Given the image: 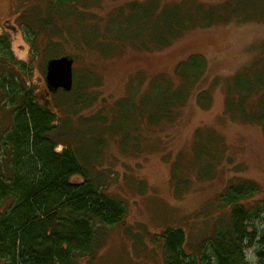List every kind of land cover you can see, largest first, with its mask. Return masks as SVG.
Segmentation results:
<instances>
[{
	"label": "rangeland",
	"instance_id": "obj_1",
	"mask_svg": "<svg viewBox=\"0 0 264 264\" xmlns=\"http://www.w3.org/2000/svg\"><path fill=\"white\" fill-rule=\"evenodd\" d=\"M227 1L80 0L65 5L54 0H0V37L4 40L0 46L7 45L10 51L6 56L0 48L1 79L15 73L19 62L27 64L30 76L25 86L33 88L43 102L47 60L62 55L75 59L73 96L86 106L75 114L63 106L69 95L60 91L50 97L58 113L54 125L63 127L57 134L67 136L68 142L75 139L81 117L106 115L105 127H109L118 101L132 90L139 100L155 80L161 86L184 85L188 81L178 74V65L194 55L206 59L202 76L172 118L151 124L146 117L136 116L131 125V116L127 118L124 112L114 129L130 125L125 145L118 131L98 130L90 139L92 147L101 141L91 177L104 194L125 203L126 215L122 223L103 227V245L93 258H79L77 264H166L163 243L155 236L166 228L182 227L187 234L185 250L197 252L217 223L229 221L231 208L219 201L229 185L253 181L260 191L248 202L264 200V124L243 114L259 109L264 91L240 100L232 86L240 70L257 59L262 61L264 21L191 27L166 46L151 42L146 21L125 24L123 29L119 26L133 3H157L155 13L159 14L166 6L192 9L200 3L209 7ZM57 6L63 10L56 12ZM263 8L264 2L254 9L258 17L264 18ZM48 18L53 25H47ZM3 21L16 31L2 25ZM130 29L143 35H129ZM230 97L235 98L232 109ZM5 106L0 93V137L12 124L14 107ZM174 176L180 182L178 189ZM10 202L0 206V212ZM254 223L256 234L246 248L257 245L258 264H263L259 255L264 252L263 226Z\"/></svg>",
	"mask_w": 264,
	"mask_h": 264
},
{
	"label": "trees",
	"instance_id": "obj_2",
	"mask_svg": "<svg viewBox=\"0 0 264 264\" xmlns=\"http://www.w3.org/2000/svg\"><path fill=\"white\" fill-rule=\"evenodd\" d=\"M54 1L73 5L80 0ZM262 2L264 0H228L224 5L206 7L200 3L192 9H183L181 5L166 6L159 14L155 13L157 3L142 6L133 3L130 13L119 26L123 29L125 24L131 26L146 21L152 34L151 42L166 46L171 38L182 35L191 27H209L216 22L230 23L233 20L244 23L264 21L254 11ZM57 7L56 12L63 10L61 6ZM133 19L135 23H132ZM48 20L47 25H53ZM26 25L33 29L30 23ZM135 33L132 30L129 35ZM140 34L135 35H143ZM4 49L5 55L10 52L7 45ZM261 60L257 59L234 76L232 86L240 100L264 91V56ZM17 67L15 73L0 78L5 107H14L10 115L12 124L0 137V206L11 201L0 212V264H77L79 258H93L103 245L106 238L103 227L122 223L126 215L125 203L104 194L91 177L90 168L98 159L101 141L92 147L90 139L98 130L101 133L118 131L123 135L125 145L130 125L122 124L114 129L115 121L122 118L124 112L127 118L131 116V125L136 116L146 117L151 124L172 118L202 76L206 59L194 55L178 65V74L188 81L184 85L161 86V81L155 80L139 100H135L132 90L128 97L118 101L117 114L109 127H105L109 118L106 115L81 117V127L71 142L67 141V136L57 134L63 130L62 125H54L58 118L57 108L51 109L37 101L33 89L25 86L30 69L22 62ZM74 90L73 87L69 92L62 89L58 92L70 96L63 106L77 114L87 103L83 107V101L73 96ZM233 100V97L228 99L229 108L234 106ZM259 101L258 110L243 114L245 118L264 124V94ZM238 108L241 110V104ZM174 179L178 189L180 182L175 176ZM259 191L253 181L229 185L219 198L223 206L231 208L229 221L217 223L213 235L199 245L195 253L185 250L187 234L182 227H169L157 234L155 239L163 243L165 263L249 264L244 250L246 242L256 234L254 221L263 226L264 242V200L248 202ZM259 255L264 264V252Z\"/></svg>",
	"mask_w": 264,
	"mask_h": 264
},
{
	"label": "water",
	"instance_id": "obj_3",
	"mask_svg": "<svg viewBox=\"0 0 264 264\" xmlns=\"http://www.w3.org/2000/svg\"><path fill=\"white\" fill-rule=\"evenodd\" d=\"M74 61L75 59L72 55H62L50 57L46 62L45 80L49 92L43 101L51 109H53V104L50 100L51 93H57L60 89L69 92L74 87Z\"/></svg>",
	"mask_w": 264,
	"mask_h": 264
},
{
	"label": "clouds",
	"instance_id": "obj_4",
	"mask_svg": "<svg viewBox=\"0 0 264 264\" xmlns=\"http://www.w3.org/2000/svg\"><path fill=\"white\" fill-rule=\"evenodd\" d=\"M258 246L253 245L252 247L246 248L245 251V260L250 262V264H258L259 257L256 254Z\"/></svg>",
	"mask_w": 264,
	"mask_h": 264
},
{
	"label": "flooded vegetation",
	"instance_id": "obj_5",
	"mask_svg": "<svg viewBox=\"0 0 264 264\" xmlns=\"http://www.w3.org/2000/svg\"><path fill=\"white\" fill-rule=\"evenodd\" d=\"M2 25H4L5 27H8V28H10V29H12V30H15L16 31V28L13 26V25H11V24H7L6 23V21H3L2 22ZM2 41H4L3 40V38L2 37H0V42H2ZM1 45V44H0ZM23 63V62H22ZM25 64V63H24ZM26 65V67L28 68V65L27 64H25ZM45 76H46V66H45ZM45 82H46V80H45ZM33 89V88H32ZM46 94L49 92V88H48V86H47V82H46ZM33 92H34V94H35V96H37L38 97V100L37 101H39V102H41L40 101V99H39V94L33 89ZM51 95L52 94H50V97H51ZM41 103H43L44 104V101L43 102H41Z\"/></svg>",
	"mask_w": 264,
	"mask_h": 264
}]
</instances>
